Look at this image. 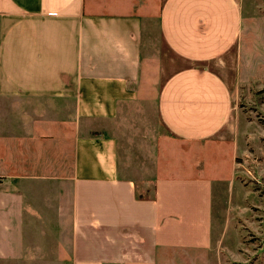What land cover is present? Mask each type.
<instances>
[{
    "label": "crops",
    "instance_id": "obj_1",
    "mask_svg": "<svg viewBox=\"0 0 264 264\" xmlns=\"http://www.w3.org/2000/svg\"><path fill=\"white\" fill-rule=\"evenodd\" d=\"M242 8V0H0V260H241L239 248L225 252L213 218L216 185L237 172L241 152ZM149 107L135 125L155 137L161 176L150 183L118 162L128 118ZM51 218L57 237L68 220L69 247L54 241L50 256L40 236Z\"/></svg>",
    "mask_w": 264,
    "mask_h": 264
},
{
    "label": "rangeland",
    "instance_id": "obj_2",
    "mask_svg": "<svg viewBox=\"0 0 264 264\" xmlns=\"http://www.w3.org/2000/svg\"><path fill=\"white\" fill-rule=\"evenodd\" d=\"M242 5L239 54L236 62L239 89L237 91L235 89L236 112L239 113L237 115L238 142L241 152L237 157V172L235 171L231 176L229 170L223 182L216 185L213 231L218 236L224 229L226 253L229 250L237 253L239 248L241 260L231 261L232 264H264V0H242ZM234 64L235 54L231 59L228 57L226 62L228 67L230 65L233 68ZM222 68L220 66V69ZM227 75L230 77L231 84L233 81L235 83L234 71L230 70ZM155 93L154 86L151 93H147L148 96L150 95V100L154 99ZM143 95L140 88L139 102L142 101ZM151 111L152 107L143 109L138 115H134L133 122H130L128 118L127 124L131 130L133 129L131 139L128 146L119 142L118 152L121 172L125 174L128 171L131 176L138 179L143 177L140 175H148L149 183L156 176H161V169H158V166L156 168L154 165L152 169L155 160L151 140L155 137L149 132L140 131L139 125L135 124H140L139 116L141 119L146 118ZM143 134L148 139L140 137ZM198 160V157H193L194 163L201 161ZM178 166L183 168V170L179 169L182 175H187L188 170L192 168L183 159L178 162ZM64 222L63 236L57 237L59 224L52 218L48 235L40 236L44 241L42 243L44 250L48 249L50 256L54 252V241L57 243L60 240L61 246L68 250L69 222L68 220ZM186 257L178 253L172 257L171 264H217L215 257L203 262L200 255L193 256L196 258L193 261ZM0 264L8 263L1 259ZM49 264L57 263L51 260Z\"/></svg>",
    "mask_w": 264,
    "mask_h": 264
}]
</instances>
